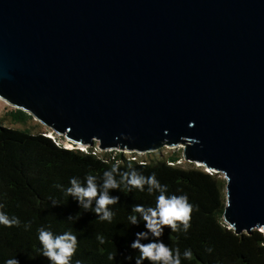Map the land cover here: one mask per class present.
<instances>
[{
  "label": "water",
  "instance_id": "1",
  "mask_svg": "<svg viewBox=\"0 0 264 264\" xmlns=\"http://www.w3.org/2000/svg\"><path fill=\"white\" fill-rule=\"evenodd\" d=\"M0 99L82 150L179 147L264 232V0H0Z\"/></svg>",
  "mask_w": 264,
  "mask_h": 264
},
{
  "label": "trees",
  "instance_id": "2",
  "mask_svg": "<svg viewBox=\"0 0 264 264\" xmlns=\"http://www.w3.org/2000/svg\"><path fill=\"white\" fill-rule=\"evenodd\" d=\"M6 114L15 123L26 124L32 118L14 107ZM59 137L49 129L32 132L9 127L0 118V204L10 217L20 220L19 226L0 224V264L15 256L20 264H50L39 252L40 227L56 234L71 231L77 236L72 264L78 260L83 264H136L139 251L130 243L137 232L147 230L139 214L137 224H131L128 217L134 214L136 204L155 207L158 192L149 194L147 185L143 192L136 188L127 192L123 186L110 189L111 195L119 196V202L108 206L114 212L109 222L100 220L91 209L82 208L74 197L56 187L59 184L66 189L72 177L83 182L88 174L96 175L98 186L102 185L103 172L116 161L121 172L130 170L129 163L145 176L154 172L162 184L168 185L169 194H186L193 205L186 233L164 226L159 238L149 233L142 243L160 239L172 249L179 248L181 264H264V232L254 229L238 234L223 221L225 179L221 173L191 162L188 167L181 165V152L145 160L137 152L98 151L95 145L83 150L68 148L58 141ZM116 178L119 180V175ZM29 222L31 227L26 228ZM99 237L104 238L103 243ZM186 249L193 253L190 260L183 257ZM112 254H116L114 260L109 258ZM128 256L132 259H126ZM143 264L150 262L145 260Z\"/></svg>",
  "mask_w": 264,
  "mask_h": 264
},
{
  "label": "clouds",
  "instance_id": "3",
  "mask_svg": "<svg viewBox=\"0 0 264 264\" xmlns=\"http://www.w3.org/2000/svg\"><path fill=\"white\" fill-rule=\"evenodd\" d=\"M119 164L120 162L116 161L103 172L102 185L98 186L96 175L88 174L83 182L77 177H72L70 186L66 189L59 184L56 187L61 188L65 195L74 197L82 208L91 209L100 220L111 222L114 212L108 206L117 204L119 196L111 195L109 190L119 189L123 186V189L127 192L131 191L132 188L143 192L145 191V185H147L149 194L158 192L156 206L146 207L142 204H136L132 209L134 214L128 217L131 224H137L139 221L136 214H139L147 230L137 232L136 238L130 243L131 248L139 251L135 262L136 264H143L147 260L150 264H181L179 248L172 249L160 239L149 240L148 243H142L141 241L147 239L149 233L159 238L163 234L164 226H169L173 232L183 230L186 233L191 226L190 220L193 210V205L189 203L188 196L186 194H169L168 185L162 184L154 172L145 176L142 172L137 171L131 163L128 165L130 170L121 172ZM117 175L120 177L119 180L116 178ZM93 201H95L94 205ZM52 202L54 204L58 203L55 199H52ZM2 209L3 205L0 204V224L8 227L19 226V218L10 217ZM70 219L72 218L70 217ZM25 227L30 228V222L25 224ZM99 239L103 243L104 238L99 237ZM38 240L41 245L40 255L47 257L50 264H72V257L78 246L77 236L73 232L65 231L56 234L49 228L40 227L38 229ZM208 251L211 252L212 249L209 248ZM115 257L116 254H112L109 258L114 260ZM183 257L189 260L192 259L191 249H186L183 252ZM126 259L131 260L132 256H128ZM5 264H20V261L15 256L7 259ZM76 264H83V262L78 260Z\"/></svg>",
  "mask_w": 264,
  "mask_h": 264
},
{
  "label": "rangeland",
  "instance_id": "4",
  "mask_svg": "<svg viewBox=\"0 0 264 264\" xmlns=\"http://www.w3.org/2000/svg\"><path fill=\"white\" fill-rule=\"evenodd\" d=\"M11 108H13V107L10 106L9 104H7L6 102H4L2 99H0V118L2 119V123L4 125L9 126V127H13V128H20V129L28 128L32 132H43V131H47L48 130V128L45 125H43L41 122H39L38 120H36L33 117L31 119H29L26 122V124L15 123L6 114V112L8 110H10ZM58 141L60 143H62L65 147L66 146L69 147V148L70 147H78L76 145H72L71 143H70L71 145L67 144L68 141L63 136H60ZM82 147L83 146H81V148ZM116 151H119V150H116ZM172 152H181V150H180L179 147L163 146V147L159 148L158 150L145 152V153H138V155H139V158H141V159L151 160V159H156V158H165L169 154H171ZM126 153H128V155L132 154V152H128V151ZM181 165H183L185 167H188V166L191 165V163L183 161L181 163ZM222 177H223V175H222Z\"/></svg>",
  "mask_w": 264,
  "mask_h": 264
},
{
  "label": "built area",
  "instance_id": "5",
  "mask_svg": "<svg viewBox=\"0 0 264 264\" xmlns=\"http://www.w3.org/2000/svg\"><path fill=\"white\" fill-rule=\"evenodd\" d=\"M47 135L52 136L50 132H48ZM66 147H67V146H66ZM85 148H86V147H84V149H85ZM97 150H98V151H101V150H99L98 148H97ZM108 151H109V150H108ZM123 152H127V151H123ZM132 158L134 159L135 157H132Z\"/></svg>",
  "mask_w": 264,
  "mask_h": 264
},
{
  "label": "bare ground",
  "instance_id": "6",
  "mask_svg": "<svg viewBox=\"0 0 264 264\" xmlns=\"http://www.w3.org/2000/svg\"><path fill=\"white\" fill-rule=\"evenodd\" d=\"M5 102V101H4ZM67 144L71 145L70 142H68ZM71 148V147H70ZM83 148V147H82Z\"/></svg>",
  "mask_w": 264,
  "mask_h": 264
}]
</instances>
